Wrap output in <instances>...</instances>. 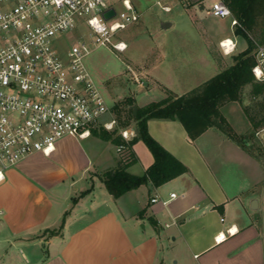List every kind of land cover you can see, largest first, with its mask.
<instances>
[{
	"label": "crops",
	"instance_id": "crops-1",
	"mask_svg": "<svg viewBox=\"0 0 264 264\" xmlns=\"http://www.w3.org/2000/svg\"><path fill=\"white\" fill-rule=\"evenodd\" d=\"M245 116L254 134L243 142L217 127L192 138L177 119H150V133L187 171L118 198L102 176L122 155L99 134L29 155L0 182V264H264V126ZM133 149L128 170L144 174L153 154L143 140Z\"/></svg>",
	"mask_w": 264,
	"mask_h": 264
},
{
	"label": "built area",
	"instance_id": "built-area-1",
	"mask_svg": "<svg viewBox=\"0 0 264 264\" xmlns=\"http://www.w3.org/2000/svg\"><path fill=\"white\" fill-rule=\"evenodd\" d=\"M164 1L156 2L170 11ZM110 8L116 12L106 19ZM208 12L241 26L225 0H211ZM139 18L133 0H0V182L29 155H49L65 136L85 138L94 128H113L111 106L85 64L88 38L124 51L127 43L114 42L116 34ZM229 39L231 51L221 41L225 53L237 46ZM254 43L252 71L264 82V42ZM121 134L133 136L128 128Z\"/></svg>",
	"mask_w": 264,
	"mask_h": 264
},
{
	"label": "rangeland",
	"instance_id": "rangeland-1",
	"mask_svg": "<svg viewBox=\"0 0 264 264\" xmlns=\"http://www.w3.org/2000/svg\"><path fill=\"white\" fill-rule=\"evenodd\" d=\"M156 1L133 0L140 18L120 30L114 40L125 41L126 50L118 51L111 45H99L88 38L90 52L85 57V64L111 106V113L107 115L109 120H117L114 105L133 93L137 104L160 100L168 95L165 86L171 80L173 89L183 93L231 65L234 55L248 46V39L235 33L231 17H217L208 12L211 0H165L171 6L170 11H165ZM116 7L121 8L118 4ZM163 22H171V26L164 28ZM249 36L253 41H259L257 34L249 32ZM225 38H233L236 42V48L230 53H225L221 46ZM143 70L163 84L148 79ZM143 79L146 81L144 88L138 84ZM263 99L264 95H253L251 85H246L239 103L222 106L221 111L239 129L236 131L232 127L242 141L254 133L246 127L248 120L241 106L243 109L244 106L257 108ZM120 125L117 120L108 130L121 133ZM110 152H115L114 146Z\"/></svg>",
	"mask_w": 264,
	"mask_h": 264
},
{
	"label": "trees",
	"instance_id": "trees-1",
	"mask_svg": "<svg viewBox=\"0 0 264 264\" xmlns=\"http://www.w3.org/2000/svg\"><path fill=\"white\" fill-rule=\"evenodd\" d=\"M225 1L241 25L236 27L235 33L248 39L247 48L234 55L231 65L186 93L175 94L168 90V95L162 99L138 106L136 113L133 108L135 97L120 100L114 105L120 126L123 129L133 126L136 131V135L128 140L113 130L93 129L94 133L111 140L116 146L124 145L120 151V163L102 176L114 197L118 198L149 181L160 186L187 171V166L150 133L148 121L152 118L177 119L192 138L200 136L210 127H217L229 137L240 139L221 108L228 102L240 101L246 85H251L253 95H264V82L257 80L252 71L255 43L249 36V32H253L258 35L260 42H264V0ZM244 109L255 129L264 126V99L257 108L245 106ZM139 140L145 142L154 157L153 164L141 175L128 170L136 156L133 145Z\"/></svg>",
	"mask_w": 264,
	"mask_h": 264
},
{
	"label": "water",
	"instance_id": "water-1",
	"mask_svg": "<svg viewBox=\"0 0 264 264\" xmlns=\"http://www.w3.org/2000/svg\"><path fill=\"white\" fill-rule=\"evenodd\" d=\"M115 12L116 11L114 8H110L104 12V17L106 19H109L115 14ZM162 25L164 28H167V27L171 26V22H163ZM133 108H134V113H136L137 109H138V105L137 104L133 105Z\"/></svg>",
	"mask_w": 264,
	"mask_h": 264
},
{
	"label": "bare ground",
	"instance_id": "bare-ground-1",
	"mask_svg": "<svg viewBox=\"0 0 264 264\" xmlns=\"http://www.w3.org/2000/svg\"><path fill=\"white\" fill-rule=\"evenodd\" d=\"M231 40L229 38L224 39V45L228 48L229 51L232 49V44Z\"/></svg>",
	"mask_w": 264,
	"mask_h": 264
},
{
	"label": "snow or ice",
	"instance_id": "snow-or-ice-1",
	"mask_svg": "<svg viewBox=\"0 0 264 264\" xmlns=\"http://www.w3.org/2000/svg\"><path fill=\"white\" fill-rule=\"evenodd\" d=\"M93 23H95V22H93ZM233 231H235V229H233ZM219 239H223V235H221V237H219Z\"/></svg>",
	"mask_w": 264,
	"mask_h": 264
}]
</instances>
